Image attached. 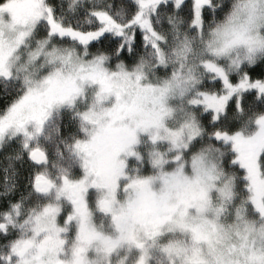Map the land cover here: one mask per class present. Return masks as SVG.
<instances>
[{"label": "snow or ice", "instance_id": "1", "mask_svg": "<svg viewBox=\"0 0 264 264\" xmlns=\"http://www.w3.org/2000/svg\"><path fill=\"white\" fill-rule=\"evenodd\" d=\"M229 7L0 0V264H264V0Z\"/></svg>", "mask_w": 264, "mask_h": 264}, {"label": "flooded vegetation", "instance_id": "2", "mask_svg": "<svg viewBox=\"0 0 264 264\" xmlns=\"http://www.w3.org/2000/svg\"><path fill=\"white\" fill-rule=\"evenodd\" d=\"M254 71H259V68L258 67H256V68H254L253 69ZM0 87H2V85H0ZM8 150L6 149V150H0V157H2V156H5V152H7ZM4 158H6V157H4ZM130 159H134V158H130ZM129 159V160H130ZM7 161H5V163H6ZM1 163V162H0ZM8 163V162H7ZM16 167L17 168H19V166L18 165H16ZM146 167V166H145ZM8 169H7V171H8V174L10 175V171H12V169L10 168V167H7ZM5 168H0V171L2 172V174H1V181H2V179H3V176L5 175ZM21 181L22 180H24L25 181V183H24V185H23V188L21 187V186H19V188H20V190L21 191H25L26 190V180H27V174H28V169L27 168H24V169H22L21 170ZM3 186V184L2 183H0V187H2ZM22 188V189H21Z\"/></svg>", "mask_w": 264, "mask_h": 264}, {"label": "trees", "instance_id": "3", "mask_svg": "<svg viewBox=\"0 0 264 264\" xmlns=\"http://www.w3.org/2000/svg\"><path fill=\"white\" fill-rule=\"evenodd\" d=\"M4 157H6V156H2V157H0V168H7L8 167V159L7 158H4ZM5 161H7L6 163H5ZM8 169V168H7ZM9 170V169H8ZM11 172L12 171H10V174H11ZM1 174H2V172L0 171V181H1ZM17 182H18V184H19V186H21L22 188H23V185H24V183H25V181L24 180H22L21 181V175L20 176H17ZM25 186V185H24ZM3 187V186H2ZM21 188V189H22Z\"/></svg>", "mask_w": 264, "mask_h": 264}, {"label": "rangeland", "instance_id": "4", "mask_svg": "<svg viewBox=\"0 0 264 264\" xmlns=\"http://www.w3.org/2000/svg\"><path fill=\"white\" fill-rule=\"evenodd\" d=\"M66 131H67V130L64 129V128L62 127L61 132L64 133V132H66ZM142 139H143V138H142ZM137 147H138L141 151H144L145 149H147V148L149 147V145H147L146 143H141V144L138 145ZM129 163L132 164V163H133V159H130V160H129ZM17 165L20 167L19 164H17ZM145 166L147 167V165H145ZM145 166H144V167H145ZM146 167H145V168H146Z\"/></svg>", "mask_w": 264, "mask_h": 264}, {"label": "clouds", "instance_id": "5", "mask_svg": "<svg viewBox=\"0 0 264 264\" xmlns=\"http://www.w3.org/2000/svg\"><path fill=\"white\" fill-rule=\"evenodd\" d=\"M239 2H241V0H229L230 7L228 9V12H231V10H232V7L231 6L232 5H236ZM226 16H227V13L225 14V16L221 17V19H226ZM213 27H214V25H213ZM207 39H212L211 34L208 35Z\"/></svg>", "mask_w": 264, "mask_h": 264}]
</instances>
